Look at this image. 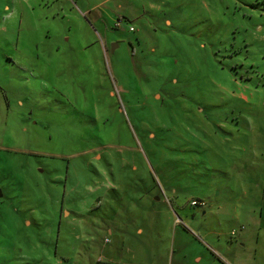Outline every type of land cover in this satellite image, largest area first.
Here are the masks:
<instances>
[{"label": "rangeland", "instance_id": "374dc122", "mask_svg": "<svg viewBox=\"0 0 264 264\" xmlns=\"http://www.w3.org/2000/svg\"><path fill=\"white\" fill-rule=\"evenodd\" d=\"M0 25V264H264V0H0Z\"/></svg>", "mask_w": 264, "mask_h": 264}, {"label": "crops", "instance_id": "0c3cea01", "mask_svg": "<svg viewBox=\"0 0 264 264\" xmlns=\"http://www.w3.org/2000/svg\"><path fill=\"white\" fill-rule=\"evenodd\" d=\"M7 19V18H6ZM8 35H9V31L7 30V27L6 26H2L0 25V72L3 70L6 72V69L9 68L10 66H14L16 67L17 65V61L15 60V58L13 59H9L8 57V47L11 45L10 42H9V39H8ZM2 58L5 59V66L3 67V63H2ZM9 66V67H7ZM0 99L2 100H5V101H9V96L6 94L3 86L1 85L0 83ZM229 162L226 161V160H220L219 161V165L220 166H226ZM228 167L224 168L225 170L227 169ZM216 172H218V170L215 169ZM215 172V173H216ZM226 174V173H225ZM112 176V175H111ZM104 186L102 187L101 185L99 186V188L97 189V193H102L104 192L105 194H103L104 198H106V204L105 206L106 207H109L107 206V204H113L115 203V200L113 199V194H112V190L115 189L116 185L114 186V188L111 186H107V183L104 181ZM102 194L99 198H102ZM220 194V192L218 193ZM249 195H248V192H245V198H247ZM226 200H227V197H226ZM221 201V200H220ZM227 204H221L220 207H223V206H226ZM181 219H175V221H180ZM105 227V226H103ZM108 227V226H107ZM244 229V228H243ZM234 232H232L233 234ZM105 244H108L110 241H109V238H105L104 241H103ZM241 244V243H240ZM174 246V244H173ZM241 246L243 247L244 245L241 244ZM174 250V249H173ZM172 250V251H173ZM174 252V251H173ZM180 257H177V264H191L189 263L188 261V257H189V250L186 249V245L182 243V245L180 246ZM214 260V264H223L222 262L223 261H216V259H213ZM192 263H195V264H198L201 259L199 257H192L191 259ZM217 262V263H216ZM221 262V263H220Z\"/></svg>", "mask_w": 264, "mask_h": 264}, {"label": "built area", "instance_id": "2783aa9c", "mask_svg": "<svg viewBox=\"0 0 264 264\" xmlns=\"http://www.w3.org/2000/svg\"><path fill=\"white\" fill-rule=\"evenodd\" d=\"M129 30H130V31H134V28H133V27H130ZM191 205H192V206H196V205H197V201L192 200V201H191Z\"/></svg>", "mask_w": 264, "mask_h": 264}, {"label": "flooded vegetation", "instance_id": "af4514ba", "mask_svg": "<svg viewBox=\"0 0 264 264\" xmlns=\"http://www.w3.org/2000/svg\"><path fill=\"white\" fill-rule=\"evenodd\" d=\"M121 22V20H118V23H120ZM135 31V30H134Z\"/></svg>", "mask_w": 264, "mask_h": 264}, {"label": "water", "instance_id": "95a60500", "mask_svg": "<svg viewBox=\"0 0 264 264\" xmlns=\"http://www.w3.org/2000/svg\"><path fill=\"white\" fill-rule=\"evenodd\" d=\"M2 196V194H1V190H0V197Z\"/></svg>", "mask_w": 264, "mask_h": 264}]
</instances>
